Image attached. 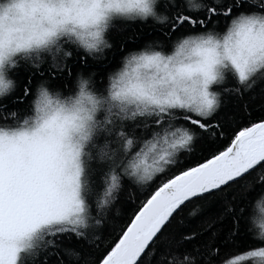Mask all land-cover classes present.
I'll list each match as a JSON object with an SVG mask.
<instances>
[{
	"label": "snow or ice",
	"instance_id": "6c2138e0",
	"mask_svg": "<svg viewBox=\"0 0 264 264\" xmlns=\"http://www.w3.org/2000/svg\"><path fill=\"white\" fill-rule=\"evenodd\" d=\"M118 18L151 20L157 38L110 42ZM257 94L264 0H0V264H230L242 231L264 264V219L257 234L236 202L264 193V115L239 107L248 121L215 146L229 101ZM189 206L199 227L174 223Z\"/></svg>",
	"mask_w": 264,
	"mask_h": 264
},
{
	"label": "trees",
	"instance_id": "16d2710c",
	"mask_svg": "<svg viewBox=\"0 0 264 264\" xmlns=\"http://www.w3.org/2000/svg\"><path fill=\"white\" fill-rule=\"evenodd\" d=\"M114 27L110 30L109 33V40L110 42H115L116 44H127L130 50H135L136 45H143L146 42L155 40L157 38V30L153 26V22L151 20L141 21V20H128L118 18L114 20ZM105 55L107 57L108 67H114L116 62L120 58V52L116 49L113 50H105ZM19 75H23V71L19 73ZM244 104H248L251 117L255 119L260 115H264V101H262L258 94L256 98L253 99L250 96H245L244 99L233 102L229 101L228 105L223 109L222 115H224L228 121L225 124V136L216 141L215 146H220L222 144H226L228 142V137L231 135L232 131L236 129L237 125L243 126V123H246L249 118L248 113H241L238 109L239 107L243 106ZM12 107V105H9ZM20 109L26 110L27 105H20ZM234 121V123H233ZM211 141L208 142H201L195 145V150L193 153L185 154L182 158L184 160H188L190 158L199 159L202 158L203 155H207L209 152V144ZM130 192H120L119 199L112 205L111 209L108 212L109 220L101 226L99 232L103 235V241H98L93 237V243H100L101 244V251L104 247L111 241L112 237L109 235L111 232V223L112 218H115L116 221L120 220V213H123V202L130 200ZM100 195H103V192H100ZM134 195V194H132ZM264 196V193L258 187L249 188L243 191H237L236 194V202L239 203L242 199L244 200L245 204H250L249 213L252 217L251 227L252 229L258 234L260 231V224L263 218H260V208L258 207V201ZM231 199V197H229ZM217 209L215 207L210 209V212L214 213ZM192 211V206L186 208L182 217H178L177 220L174 222L177 225H180L182 222L187 223L188 221H194V218L189 215ZM201 221H194L193 227H199ZM230 227V223L225 220L223 223H218L215 225L216 232L221 236L222 242L223 239L227 238L229 243H232L231 239L229 238L228 229ZM244 232L240 233L239 239H237L236 244L238 245L237 248H233L232 251L236 253L235 256L230 258V264H251L250 260L247 257V248L245 247V240H244Z\"/></svg>",
	"mask_w": 264,
	"mask_h": 264
},
{
	"label": "bare ground",
	"instance_id": "6f19581e",
	"mask_svg": "<svg viewBox=\"0 0 264 264\" xmlns=\"http://www.w3.org/2000/svg\"><path fill=\"white\" fill-rule=\"evenodd\" d=\"M259 213H260V218H264V216H262V214H261V212L259 211ZM262 222V221H261Z\"/></svg>",
	"mask_w": 264,
	"mask_h": 264
},
{
	"label": "rangeland",
	"instance_id": "374dc122",
	"mask_svg": "<svg viewBox=\"0 0 264 264\" xmlns=\"http://www.w3.org/2000/svg\"><path fill=\"white\" fill-rule=\"evenodd\" d=\"M123 19V18H122ZM264 219V218H263Z\"/></svg>",
	"mask_w": 264,
	"mask_h": 264
}]
</instances>
